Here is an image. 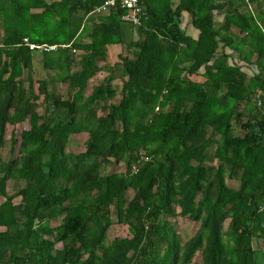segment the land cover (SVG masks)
<instances>
[{
	"label": "trees",
	"instance_id": "obj_1",
	"mask_svg": "<svg viewBox=\"0 0 264 264\" xmlns=\"http://www.w3.org/2000/svg\"><path fill=\"white\" fill-rule=\"evenodd\" d=\"M104 1L0 0V264H264V18L239 10L257 0H149L137 38L126 9L91 13ZM45 43L67 46L41 52L52 76L35 81ZM177 217L199 223L184 242ZM114 223L129 234L106 243Z\"/></svg>",
	"mask_w": 264,
	"mask_h": 264
},
{
	"label": "rangeland",
	"instance_id": "obj_2",
	"mask_svg": "<svg viewBox=\"0 0 264 264\" xmlns=\"http://www.w3.org/2000/svg\"><path fill=\"white\" fill-rule=\"evenodd\" d=\"M1 31H2V29L0 27V32ZM34 53H35V55H34V71H33L34 80L36 81L37 79H41V78H50L52 76L51 75L52 73L49 74L42 66V60H41L42 59V53L40 51H35ZM113 54H115V52ZM113 54H108L107 63H104V64L113 65V64L120 62L119 56L118 57H116V56L112 57ZM77 64H79V63H77ZM107 76H108V72H106V71L99 72L97 76H95L94 78H92L90 80V84H89L88 89H87L88 92H90L92 90L93 84H97V83L101 82L102 80H105V78ZM122 80L123 79L119 77V78H116L112 82L113 86L117 90L121 89ZM37 85L38 84L35 83L36 90H37ZM57 89L59 91H61L63 94H65L66 89H67V84L59 82L57 84ZM24 126H26V125H24L23 123H17L14 125L8 124L7 129H6V133H5V139L9 140L12 133L16 132L17 134H19V132L24 128ZM86 138H87V134H85V133L76 134L74 136L73 141L70 144V149L75 151V152L83 150ZM9 147H10V144L6 143V145L2 151L4 158H6L9 155ZM124 168H125L124 165L121 164L119 166L118 170L122 171V170H124ZM237 183L238 182L235 180L229 181V185H231L233 187H236ZM15 187H16L15 184L12 182L10 184L9 192H13ZM132 195H133V190H129L127 192V195H126L127 199L131 198ZM173 222L175 223L179 237H180L182 242H184L187 239H189L190 237H192L193 234L196 232L198 225H199L198 222H194L191 219L183 218V217H177L175 220H173ZM224 224L227 226L228 222L225 221ZM128 234H129V229H128L127 225L114 223V225H112L109 229L107 239H106V243L109 242L115 236L124 237ZM257 243L264 247L263 239H259L257 241ZM58 246H62V244L58 243L56 245V247H58ZM200 262H201L200 259L196 257L192 264H200Z\"/></svg>",
	"mask_w": 264,
	"mask_h": 264
},
{
	"label": "built area",
	"instance_id": "obj_3",
	"mask_svg": "<svg viewBox=\"0 0 264 264\" xmlns=\"http://www.w3.org/2000/svg\"><path fill=\"white\" fill-rule=\"evenodd\" d=\"M149 0H105L103 4L96 7L91 13L109 14L112 10L118 8L126 9V12L121 14V20L124 24L139 26L145 19L148 18L147 2ZM27 41V38L25 39ZM32 48H36L40 52L56 50L59 46L65 47L67 45L58 44H30ZM75 51V50H74ZM259 107L264 105V92L257 91L253 99ZM159 110V107H156ZM134 169L138 168L134 166ZM10 264H27L26 262H12Z\"/></svg>",
	"mask_w": 264,
	"mask_h": 264
},
{
	"label": "crops",
	"instance_id": "obj_4",
	"mask_svg": "<svg viewBox=\"0 0 264 264\" xmlns=\"http://www.w3.org/2000/svg\"><path fill=\"white\" fill-rule=\"evenodd\" d=\"M242 8H239V10L241 12H245L247 10L253 11L258 13L262 18H264V13H263V9H264V4L262 5V7L260 6V1H254V2H247V6H241ZM262 8V9H261ZM234 9L232 6L230 7H225L219 11L215 12V21L217 25H220L225 17L227 16V14L233 12ZM261 21V20H260ZM126 27V33L129 36V38H137L139 33H138V28L137 26H133L130 24H124ZM181 26L183 27V29H185L186 33L191 36V37H197L199 35V30L193 25L192 22V14L190 12H183L181 15ZM224 33V32H223ZM109 51L108 54H113L115 52V54L112 55V57L116 56L118 57L119 54L125 49L123 45L121 44H111L109 45ZM234 56L238 57L239 56V52H234ZM255 53L252 55L251 57V62L249 64H246L245 62L240 61V64H244V68L248 71V73L250 75H254V73H257L259 71V68L257 66V64L255 63L254 59L255 57ZM114 65V64H113ZM193 78L196 80H202V76L201 75H193Z\"/></svg>",
	"mask_w": 264,
	"mask_h": 264
}]
</instances>
